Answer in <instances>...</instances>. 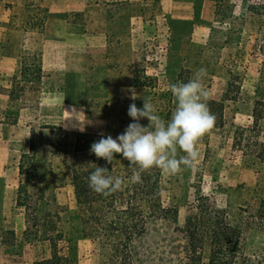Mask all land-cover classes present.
Masks as SVG:
<instances>
[{
    "label": "rangeland",
    "instance_id": "374dc122",
    "mask_svg": "<svg viewBox=\"0 0 264 264\" xmlns=\"http://www.w3.org/2000/svg\"><path fill=\"white\" fill-rule=\"evenodd\" d=\"M250 1L257 4V11L251 10L256 16L234 14L233 4L227 5L219 11L222 14L218 13L222 23L216 24L202 45L186 46V40H176L168 32L160 49L144 47L149 60L137 64L136 72L140 73L136 77L140 76L139 82L146 87L131 88L138 96L135 101L129 99V92L125 102H116L107 88L98 86L96 76H88L83 87H76L75 80L70 79L61 93L48 94L41 82L18 84L19 97L2 109L9 125H3L0 134L6 140L0 142V247L4 249L0 264H44L52 256L50 242L35 238L32 231L25 234V209L17 206L21 180L17 167L24 154L25 169L36 172L33 189L45 190L44 195L37 192L40 217L50 212L60 215L65 234L59 251L72 264H185L189 244L185 222L196 212L201 195L227 210L232 224L245 226L248 215L256 214L264 200V159H257L264 144V0ZM255 29L259 30L258 37ZM0 47L4 54L14 55V0H0ZM155 54L163 60L155 61L151 57ZM186 54L189 59L181 64L164 61L165 56ZM37 64L29 56L20 66L19 82H26L22 72L36 76ZM200 68L207 70L203 83L209 93L207 103L214 104L216 122L199 141L200 156L195 166L176 175L161 171V210L148 209L141 202L144 195H137L134 202L138 210H144L141 217L149 224L134 241L130 258L122 250L115 252L113 245L103 244L101 238H86L80 219H76L73 188L68 179L60 183L62 157L53 153V144L73 145L75 133H103L116 138L133 122L127 114L129 105L134 102L142 108L145 98H150L158 114L169 120L176 104L169 85L186 83ZM140 123L147 126L149 122L143 118ZM113 161L114 176L125 181L121 192L139 187L136 190L140 193L141 183L131 182L133 168L129 162L120 154H114ZM262 243L260 232H245L248 255L258 252Z\"/></svg>",
    "mask_w": 264,
    "mask_h": 264
},
{
    "label": "crops",
    "instance_id": "0c3cea01",
    "mask_svg": "<svg viewBox=\"0 0 264 264\" xmlns=\"http://www.w3.org/2000/svg\"><path fill=\"white\" fill-rule=\"evenodd\" d=\"M231 4L234 14L256 16L251 10L257 11V4L250 0H14V55L0 47V134L9 125L2 109L19 97L18 74L29 56L40 58V82L48 94L63 92L70 79L83 87L88 76H96L99 87L107 88L116 102H125L129 88L146 87L134 83L140 73L137 64L149 60L144 47L160 49L168 32L186 40V46L202 45L222 23L219 11ZM151 57L163 60L157 54ZM166 59L181 64L189 56ZM25 80L21 85L36 82L30 75ZM5 141L0 135V142ZM3 250L1 246L0 256Z\"/></svg>",
    "mask_w": 264,
    "mask_h": 264
},
{
    "label": "trees",
    "instance_id": "16d2710c",
    "mask_svg": "<svg viewBox=\"0 0 264 264\" xmlns=\"http://www.w3.org/2000/svg\"><path fill=\"white\" fill-rule=\"evenodd\" d=\"M34 61L38 64L34 74L36 76L32 79L40 82L41 61L37 56H34ZM21 74L24 79L27 77L23 72ZM135 84L146 86L144 82H139L137 77ZM11 95L14 97L13 90ZM207 104L214 114L213 102L210 101ZM219 107L222 110L221 104ZM74 135L73 145L65 144L59 147L53 144V153L62 157L63 170L59 174L60 183L63 185L65 179H68L73 188L77 207L76 219H80L83 226L82 232L86 238H101L103 244L113 245L115 252L122 250L127 258H130L134 241L144 234L149 224L145 218L141 217L144 210H138L134 201L137 195L141 194L144 195L141 202L145 203L148 209H162L161 170L153 168L141 174L142 182L139 186H142L143 190L141 189L140 193L136 190L139 189L138 187L133 190L126 188L124 193L118 190L108 196L98 194L88 186L89 174L99 166L108 168L109 174L114 176V163L108 164L104 159H98L90 153V146L98 141L101 135L92 133H75ZM261 146H263V152L257 156V159L263 161L264 144ZM237 147L238 144L235 141L234 148ZM34 150V144L30 143V151L34 152ZM26 159L27 154H24L18 166L21 180L17 193V206L25 209L27 224L25 234L32 231L35 238L41 237L50 242L52 256L44 264H72L70 259L61 255L59 251L60 242L63 241L65 234L60 215H52L50 212L44 218L40 217L37 192L41 191L44 195L45 190L33 189L36 172L25 169ZM246 231H258L263 235L262 247L251 256L245 251ZM184 232L189 243L185 264H200L203 261L205 264H264V200L261 201L256 214L248 215L245 226L242 227L232 224L227 210L217 208L208 197L201 195L196 212L185 222Z\"/></svg>",
    "mask_w": 264,
    "mask_h": 264
},
{
    "label": "clouds",
    "instance_id": "9594fccd",
    "mask_svg": "<svg viewBox=\"0 0 264 264\" xmlns=\"http://www.w3.org/2000/svg\"><path fill=\"white\" fill-rule=\"evenodd\" d=\"M206 75L207 70L200 68L186 83L169 85L176 104L167 121L158 114L150 98L143 99L142 108L131 103L127 114L133 122L116 138L101 133V138L90 146V153L108 164L113 163L114 154L122 155L129 166H134L131 182H142L141 174L153 168L169 175L193 168L200 156L199 141L216 122L207 104L209 93L203 83ZM128 91L129 99L135 101L138 96L134 89ZM143 118H147V126L140 123ZM87 181L91 190L104 196L121 190L125 183L121 177L110 175L108 168L99 166Z\"/></svg>",
    "mask_w": 264,
    "mask_h": 264
}]
</instances>
